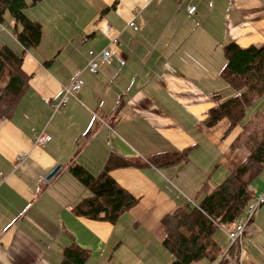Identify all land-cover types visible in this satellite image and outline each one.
<instances>
[{"label": "crops", "instance_id": "0c3cea01", "mask_svg": "<svg viewBox=\"0 0 264 264\" xmlns=\"http://www.w3.org/2000/svg\"><path fill=\"white\" fill-rule=\"evenodd\" d=\"M25 13L43 34L24 50L29 88L11 116L0 117V264H61L73 243L90 252L84 264H171L163 216L194 204L205 180H223L250 154L234 145L242 124L231 127L225 117L209 126L206 118L244 90L220 77L221 45L229 39L264 45V0H41ZM6 35L0 41L22 52L14 34ZM114 39L124 63L100 60L90 73V51ZM78 74L83 88L56 109ZM259 102L246 119L262 109ZM42 134L50 141L37 144ZM176 151H187V159L161 167L148 162ZM111 154L146 162L111 171L138 203L115 223L75 215L71 205L88 191L65 183L68 165L76 161L97 173ZM252 190L264 192V177ZM233 226L214 234L230 264H264V206L231 245Z\"/></svg>", "mask_w": 264, "mask_h": 264}, {"label": "trees", "instance_id": "16d2710c", "mask_svg": "<svg viewBox=\"0 0 264 264\" xmlns=\"http://www.w3.org/2000/svg\"><path fill=\"white\" fill-rule=\"evenodd\" d=\"M39 1L0 0V23L10 15L13 34L24 48L17 52L0 41V117H10L29 88L30 75L22 67L24 50L40 43L43 30L39 21L25 13V8ZM221 48L224 62L220 77L236 90H244L239 96L211 108L206 124L215 125L225 117L230 119L231 127L242 124L243 131L234 145L244 144L250 154L223 180L217 183L205 180L196 193L194 204L187 202L163 216L166 230L163 244L172 255L171 264H190L203 258L217 262L222 249L214 239L215 232L220 227L234 225L243 216L254 197L252 182L264 171V109L256 108L246 119L247 109L264 97V45L241 47L229 39ZM186 159L187 151H176L156 153L148 162L161 167ZM144 164L146 162L140 159L111 154L102 169L95 173L73 161L68 171L89 193L72 204L71 211L78 216L115 223L138 203V199L112 177L111 171ZM89 257L88 250L73 243L63 249L61 264H84ZM218 264L230 263L222 258Z\"/></svg>", "mask_w": 264, "mask_h": 264}, {"label": "built area", "instance_id": "2783aa9c", "mask_svg": "<svg viewBox=\"0 0 264 264\" xmlns=\"http://www.w3.org/2000/svg\"><path fill=\"white\" fill-rule=\"evenodd\" d=\"M187 11L189 14H194L196 12V5L190 3L187 6ZM130 26L137 30V26L134 21L130 22ZM117 45V40L114 39L111 43L98 52L90 51L92 56L87 69L90 73H97L99 69V61L103 60L107 63H110L113 59L124 63L123 58L118 54L114 48ZM85 84V80L78 74L65 88L64 93L60 101L56 104V109H59L67 104L71 97H76V95L81 91ZM50 141V136L39 135L35 138L37 144H45ZM22 157H19L18 160H21ZM264 206V192L257 193L254 197L248 202L245 209V213L241 216L235 223L232 229L228 230V238L231 245L236 244V242L242 240L244 237L246 228L251 224L258 216L261 208ZM218 264V262L216 263Z\"/></svg>", "mask_w": 264, "mask_h": 264}, {"label": "rangeland", "instance_id": "374dc122", "mask_svg": "<svg viewBox=\"0 0 264 264\" xmlns=\"http://www.w3.org/2000/svg\"><path fill=\"white\" fill-rule=\"evenodd\" d=\"M6 18H7L8 20H6V21L3 23V25L0 26V37L4 36V37L9 38V36L6 35V31L9 32V33H10V32L13 33V26H11V24H10V23L12 22V19H11V17H10L9 14L6 15ZM10 21H11V22H10ZM0 25H1V24H0ZM259 103L261 104L260 107L263 109V108H264V97L260 100ZM261 177H264V171H263V173L261 174ZM63 180L65 181L66 184H68V185L72 188V190H74V188H77V186L80 185L81 189H84V190L88 191L85 187H83L80 183H78V181H77V180H76V179H75L70 173H67V174L64 176ZM78 187H79V186H78ZM88 193H89V191H88ZM222 258H223V259H227L228 262L231 263L230 258H229L226 254H223V253H222V255H221V258H220L217 262H219L220 260H222ZM217 262H216V263H217ZM233 263L235 264V262H233Z\"/></svg>", "mask_w": 264, "mask_h": 264}, {"label": "water", "instance_id": "95a60500", "mask_svg": "<svg viewBox=\"0 0 264 264\" xmlns=\"http://www.w3.org/2000/svg\"><path fill=\"white\" fill-rule=\"evenodd\" d=\"M60 169V166L57 165V167H55L49 174H48V178L52 177L58 170Z\"/></svg>", "mask_w": 264, "mask_h": 264}]
</instances>
